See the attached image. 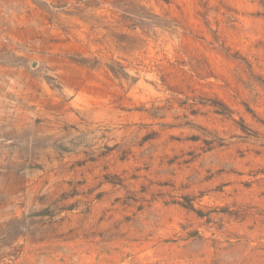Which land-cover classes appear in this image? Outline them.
Segmentation results:
<instances>
[{
    "label": "rangeland",
    "instance_id": "rangeland-1",
    "mask_svg": "<svg viewBox=\"0 0 264 264\" xmlns=\"http://www.w3.org/2000/svg\"><path fill=\"white\" fill-rule=\"evenodd\" d=\"M0 264H264V0H0Z\"/></svg>",
    "mask_w": 264,
    "mask_h": 264
}]
</instances>
